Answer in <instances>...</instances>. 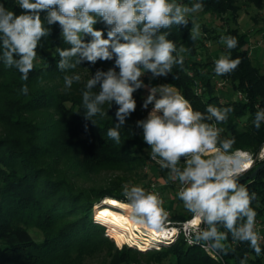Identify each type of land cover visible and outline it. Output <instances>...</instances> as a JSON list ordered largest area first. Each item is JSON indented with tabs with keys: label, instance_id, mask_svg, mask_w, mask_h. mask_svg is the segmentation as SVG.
<instances>
[{
	"label": "trees",
	"instance_id": "1",
	"mask_svg": "<svg viewBox=\"0 0 264 264\" xmlns=\"http://www.w3.org/2000/svg\"><path fill=\"white\" fill-rule=\"evenodd\" d=\"M176 2L188 6L202 3V12L217 15L219 27L226 28L217 32L209 23H203L201 35L192 40L190 29L196 15L193 13L187 17V26L173 25L162 30L169 32L168 39L177 45V49L181 45L189 49L183 54V65L174 66L172 73L164 79L196 110L204 112L208 104L232 107L234 111L226 123L219 125L224 129L222 136L235 137L234 148L257 153L264 143V122L257 130L253 119L258 108L264 109V64L251 56L250 34L238 26H226L229 20L224 17L226 13H232L235 19L239 17L243 7L241 0ZM255 2L262 7L261 0ZM243 3L251 5L253 2L243 0ZM0 4L21 14L17 0H0ZM95 27L105 29L103 23ZM51 28L50 36L40 41L36 67L29 73L27 81L21 79L14 67H5L0 59V264H91L95 257L104 258V264H133L136 255L150 250L129 245L119 248L106 233L105 226L94 221L93 206L103 196L124 199L121 195L124 184L142 186V179L157 176L159 170L160 179H167V170L156 165L151 166L152 173L145 170L150 149L136 122L147 117L146 109L141 102L137 103L136 111L126 118L125 125L119 130L120 144L107 136L108 129L115 127L117 122L114 103L112 107L108 103L101 106L108 115L92 117L95 124L86 120L82 104L86 82L98 69L107 71L113 67L114 61H98L95 65L84 62L75 69L60 71L56 66L60 59L57 49L70 45L63 41L58 24ZM222 35L237 38L238 44L231 50V58L239 57L241 64L229 75L216 76L214 61L229 51L220 43ZM206 39L217 47L214 50L218 51L216 56L206 50ZM75 74H79L81 80L66 89L63 77ZM148 74L151 73L142 77L143 81L155 80ZM218 78L225 80L220 87H217ZM24 84L28 87L27 95L20 92ZM154 84L158 86L157 82ZM230 90L236 94L243 92L245 98L232 96ZM140 93L148 94L142 88L134 93V97ZM262 162L264 160L256 161L240 182L250 193L257 194L252 207L257 212L256 218L264 219V167L254 177L245 178ZM106 171L119 174L107 183H87L93 174ZM181 208L173 214L174 218L188 217L183 206ZM33 230H37L38 236ZM227 243L239 257L237 259L231 252L222 255L227 264H233L232 261L264 264V243H261L260 256L247 243L233 242L231 236ZM155 250L152 253L159 262L223 264L201 247L187 245L181 237L168 247Z\"/></svg>",
	"mask_w": 264,
	"mask_h": 264
},
{
	"label": "clouds",
	"instance_id": "2",
	"mask_svg": "<svg viewBox=\"0 0 264 264\" xmlns=\"http://www.w3.org/2000/svg\"><path fill=\"white\" fill-rule=\"evenodd\" d=\"M21 14L0 4V59L5 67L15 68L21 79L28 80L36 67L37 48L44 37H49L51 26L59 25L68 48L57 49V68L66 72L87 62L114 61L107 71L98 69L87 80L82 92L84 118L107 116L102 105L117 106L115 127L107 136L120 144V128L126 118L136 111L134 93L147 89L142 107L151 111L138 120L143 141L149 146L152 161L167 170V179L178 183L177 198L190 214L185 222L188 244L199 245L217 255H228L232 249L227 243H247L257 256L262 253L261 236L256 225L257 212L252 202L255 192L241 183L243 175L255 164L247 151L234 148L235 137H223L232 107L208 104L205 111L193 108L191 102L171 84L146 85L142 79L147 73L152 78L166 77L174 66H182L188 48L168 39L173 25L187 26L188 16L203 9L196 2L191 6L176 0H17ZM43 13V16H42ZM103 23L106 29L95 26ZM191 39L200 35V25L192 21ZM220 43L229 50L214 61V74L226 76L241 64L232 59L231 50L238 44L236 37L221 36ZM175 53V55H174ZM118 69V71H117ZM175 78V77H174ZM66 89L81 76L65 75ZM98 89V91H93ZM28 94L26 84L20 89ZM264 122V109L258 108L253 119L259 130ZM264 153V149H262ZM264 160V154L260 156ZM122 203L128 220L135 226L158 236L176 235L180 231L170 227V212L158 191L146 190L136 184H124ZM223 229V230H221ZM215 258V257H214ZM243 264V262H241Z\"/></svg>",
	"mask_w": 264,
	"mask_h": 264
},
{
	"label": "rangeland",
	"instance_id": "3",
	"mask_svg": "<svg viewBox=\"0 0 264 264\" xmlns=\"http://www.w3.org/2000/svg\"><path fill=\"white\" fill-rule=\"evenodd\" d=\"M255 1H257V0H252L253 3L251 5H247V4L243 3V0H241L240 3L242 4L243 7L239 11L240 12L239 17H237L235 19L232 13H226L224 15V17H225V19L229 20L228 23H225L226 26H228V24L230 25V27L238 26L243 31H247L250 34L249 45L251 47L250 48L251 56L255 60L262 61L264 64V0H261V2H263L262 7H260L258 5V3H256ZM180 3L182 4V2H180ZM193 17H194L196 23H198L200 25V32L202 30L203 23H209V25L212 26L213 28H215L217 30V32H223L224 29L226 28V27L223 28L222 26L219 27V22H218L219 17L217 15L211 16L210 13H204L201 10V11L197 12L196 15H194ZM204 44H205L206 50L209 49L213 53L212 55H215V56L217 55L218 51H214L215 48H217V47H215V48L213 47L214 44L212 43L211 40L206 39ZM223 54L224 53H222V55ZM263 70H264V65H263ZM149 76H151V74ZM154 79L155 80H152V82L147 83L144 81V83L146 85H149V86H155L154 83H156V82L158 83V85L168 84L166 82V80L164 79V77H158V78H154ZM227 89H229V88H227ZM144 90H147V89L144 88ZM230 92H231L232 96L237 97V94L233 93L232 90H230ZM146 96H147L146 94L141 95V93H140V95H138V97H134V98H135L137 103L141 102L143 104ZM151 108H152V105H149L148 109H146L147 115H148V112L151 111ZM154 165H156L160 168V166L158 164H156L155 161H152L151 159H149L148 167L145 168L146 172L152 173V171H150V169L152 168L151 166H154ZM142 173H144V171ZM116 174H119V173H114L113 171H106V172H102L99 174H93L92 176L89 177V179L87 180V183L88 184H96V185L102 184V183H107ZM166 174H167V171H166ZM159 175H161L160 170L157 172V176L153 175L151 177V179H147V180L142 179L140 181L141 185L142 186L146 185L145 186L146 190L158 191L160 193L161 197L164 199V207L170 212L169 220H172V221L173 220H179V219H176L173 217V214L176 213V210H178V208H180L179 210H181L182 209L181 207L183 206L182 202L176 196V192H177L179 185H178V183L168 181V179H165L162 181V179H160ZM127 184H129V182H127ZM108 197H110V196H103L99 201L95 202L93 209H95L97 204H100L104 201H105L104 204H106L107 206L102 207L99 205L100 208L96 207L97 211L98 210L101 211V209H106V208H109L112 210L113 209H115V210L123 209V208H120L118 206H115L114 204L107 202L106 200L108 199ZM120 200L124 201V199H120ZM183 210H184V213L189 216V213L184 209V207H183ZM119 212L123 213L122 211H119ZM94 221H95V219H94ZM95 222H97V221H95ZM97 223L104 225L102 222H97ZM33 232L35 233L36 236H38L37 230H33ZM116 233H117V231H116ZM114 241L117 244L116 240H114ZM168 246H164L162 248H166ZM118 247H119V245H118ZM119 248H121V247H119ZM149 250L151 253L146 252L143 255H136V258L133 261V264H170V262L168 260H163L164 262H159L156 259V257L153 256V253H152L153 251H157V250H155V249H149ZM221 261L223 264H227V261H225L223 258H221L220 262ZM232 262H233V264H236L234 261H232ZM91 264H104V258L95 257L92 260Z\"/></svg>",
	"mask_w": 264,
	"mask_h": 264
},
{
	"label": "built area",
	"instance_id": "4",
	"mask_svg": "<svg viewBox=\"0 0 264 264\" xmlns=\"http://www.w3.org/2000/svg\"><path fill=\"white\" fill-rule=\"evenodd\" d=\"M225 83L224 79L218 78L217 79V86L220 87ZM198 91L201 92L202 88L199 87ZM237 98L240 99H244L245 98V94L241 91L237 92ZM239 149H243V148H239ZM262 149H264V143L262 145V147L260 148V150L257 153H254L253 151L249 150V149H243L244 151L249 152L250 154H252V157L255 161H262V159H260V156L264 153H262ZM256 163V162H255ZM254 166V165H253ZM251 170V169H250ZM179 188V186H178ZM178 191V189H177ZM103 203V202H102ZM100 203V204H102ZM98 205V204H97ZM96 205V207H97ZM95 207L94 209V219L97 222H102L105 225V230L106 233L109 234L110 237H112L114 240H116L117 244L119 245V247H122L124 245H129L132 247H136L140 250H149V249H160L164 246H168L172 243H174L177 239H179L180 237L184 239V241L186 242L187 245L189 246H199V245H190L187 242V239L185 237V231L186 229L184 228V224L186 221H188L191 217L190 214L186 219L183 220H170L172 221V224L170 225V227H174L179 229L180 231L178 232V234L176 235H167V238H165V236H158L154 233H148L146 229L143 228H137L134 231V234L131 233L130 230H123V232H125V236H126V240L122 243L119 244L118 240L116 239V236L114 234V232L111 230L109 223L104 221L101 217H98V211L97 208ZM256 225H257V229L259 230L261 236H264V219L262 218H256ZM261 243H264V241H262ZM201 247V246H199ZM202 248V247H201ZM211 258H213L215 261H220L222 258V255H217L215 253H211L209 251H206L204 248H202ZM215 257V258H214Z\"/></svg>",
	"mask_w": 264,
	"mask_h": 264
},
{
	"label": "bare ground",
	"instance_id": "5",
	"mask_svg": "<svg viewBox=\"0 0 264 264\" xmlns=\"http://www.w3.org/2000/svg\"><path fill=\"white\" fill-rule=\"evenodd\" d=\"M107 202L114 204L115 206H118L120 208L123 209H118L119 211H122L123 213L119 212L118 210L115 209H101L98 210V217H101L104 221L109 223L110 228L112 229V231L114 232L116 239L118 240L119 244H122L127 238L125 236V232H123V230H130L131 233L134 234L135 229L140 228L138 226H135L131 223L130 220H128V213L127 211L124 209L122 203L123 200L114 198V197H108V199L106 200ZM105 202V201H104ZM104 202L102 204H98L97 207L102 206L105 207L107 206L106 204H104ZM100 208V207H99ZM118 229V230H117ZM117 231V233H116Z\"/></svg>",
	"mask_w": 264,
	"mask_h": 264
},
{
	"label": "water",
	"instance_id": "6",
	"mask_svg": "<svg viewBox=\"0 0 264 264\" xmlns=\"http://www.w3.org/2000/svg\"><path fill=\"white\" fill-rule=\"evenodd\" d=\"M263 167H264V162H262L261 164H259L256 167V169L253 172H251L250 174H248L245 178L254 177L259 172V170L262 169ZM229 252L233 253L236 256V258L239 259L238 254L236 253L235 250L234 251L230 250ZM238 264H239V262H238Z\"/></svg>",
	"mask_w": 264,
	"mask_h": 264
}]
</instances>
